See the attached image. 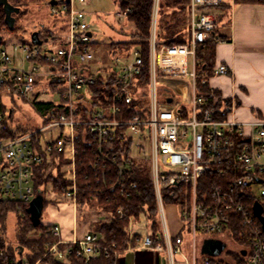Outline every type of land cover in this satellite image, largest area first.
Wrapping results in <instances>:
<instances>
[{"label":"built area","instance_id":"obj_1","mask_svg":"<svg viewBox=\"0 0 264 264\" xmlns=\"http://www.w3.org/2000/svg\"><path fill=\"white\" fill-rule=\"evenodd\" d=\"M179 1L189 13L188 42L158 47L161 0H153L149 82L145 88L139 87L145 71L141 49L114 56L112 65L95 62L92 49L97 40L87 13L79 9L89 5V0L50 5L51 14L57 20L53 28L66 25V33L40 34V45L31 40V43L0 47V103L6 108L5 111L0 109V197L30 204L37 195L44 193L36 187L35 168L50 167L55 156H65L71 185L64 191V198L71 201L76 211L81 191L77 183L80 144L96 151V168L108 167V164L115 169L113 181L107 178L112 169L107 170L108 173L104 171L103 185L108 183L110 190L130 197L135 186L127 181L126 174L131 170L132 159L126 164L119 163L110 146L120 138L125 143L132 142L135 153L149 143L151 177L162 235L153 238L147 233L142 236L133 229L135 220L131 218L129 235L135 246L130 249L167 252L170 264H175V254L184 255L185 264H264V228L254 212L257 203L264 210V119L251 123L221 120L215 108H202L206 100L197 89L203 64L198 51L212 41L216 29V16L208 10L221 7L224 0ZM132 14L133 10L127 8L120 10L117 17L127 20ZM95 64L100 66L98 70L93 69ZM229 74V67L220 64L216 65L212 77ZM111 77L114 91L108 103L95 105L91 87L100 82L107 85ZM208 81L205 78L203 85ZM44 94L56 95L59 101L42 100ZM9 98H21L33 105L35 102L53 103V109L42 117L45 127L40 131L17 132L21 127L10 123L13 110L8 112ZM53 129H58L60 134L43 141L45 131ZM7 132L11 134L3 136ZM231 158L235 163V177L231 183L215 185L200 199L198 181L207 173L225 176L230 169L226 160ZM256 186L260 188L259 196ZM179 187L185 188L189 201L170 204L179 210L181 221L180 234L172 238L164 199L167 191L173 196V190ZM246 199L254 201L252 207L246 205ZM117 213L123 216L122 210ZM236 223L245 229L242 244L234 242L230 236ZM50 226L53 235L61 237L62 227ZM226 237L236 244V251L225 250L220 256L201 254L200 248L205 241H226ZM99 240L94 229H89L81 240L60 241L48 248L46 254L64 259V253L58 250L60 244L78 245L77 256L87 261L101 255L118 254L114 245L106 246ZM188 251L190 257L186 255ZM36 264L44 263L40 260Z\"/></svg>","mask_w":264,"mask_h":264},{"label":"trees","instance_id":"obj_2","mask_svg":"<svg viewBox=\"0 0 264 264\" xmlns=\"http://www.w3.org/2000/svg\"><path fill=\"white\" fill-rule=\"evenodd\" d=\"M53 0H6V3L19 10V14H23L32 5L50 4ZM239 3H264V0H238ZM120 10L131 8L133 14L127 19L134 28L135 32L132 34L133 40L121 43L111 44V52L114 56L131 53L133 50L139 48L144 59L145 71L140 78L139 87L145 88L149 82V61H150V34H151V13L153 8V0H118ZM224 4L219 7L222 8ZM216 8V9H219ZM215 9V10H216ZM212 9L208 10L210 13ZM186 13V15H185ZM187 7L183 6L179 0H161L159 10L158 31L159 37L157 46L162 45H180L186 44L187 39L180 36L181 21L187 19ZM185 15V16H184ZM14 16V15H13ZM184 16V17H183ZM216 16V15H215ZM7 14L4 5L0 6V47L4 45V34L14 32V29L8 25ZM216 29L212 34V41L203 49H199L198 57L203 64L200 69L197 89L205 100V106L202 108H215L218 119H225L219 109L221 107L218 94L211 93L208 84L203 85V80L210 79L214 75L216 68V47L224 41L222 37L218 36L220 23L222 17L216 16ZM187 30L190 31V22H187ZM42 35L51 34L50 31L42 32ZM207 73V76L204 74ZM113 77L110 78L109 83L103 85L101 82L91 87L95 105H105L114 91ZM145 97V96H144ZM215 99L217 101H215ZM1 101V98H0ZM34 107L42 116H46L50 109H53L54 104L48 102H35ZM0 109L5 111V106L0 103ZM14 114V112H13ZM19 133H25L22 128H17ZM10 132L3 134L7 137ZM114 149V154L118 157V162L126 164L131 160V170L127 172L126 179L128 182L134 183L135 188L131 192L130 197H122L119 191L110 190L111 185H103L101 178L103 173L112 169V174L109 175L108 181L115 179V169L108 165V167L96 168V151L89 149L85 145H78L79 154L77 158V183L81 189L77 197L78 203V226L86 224L88 228L94 229L99 235V242L106 246H115L117 255L112 254L109 257L101 255L97 258H92L87 261L85 258L77 256L79 251L78 245L60 244L58 250L64 253V259L59 260L52 254H46L48 248L53 247L60 241L61 237L54 236L52 227L42 222L35 227L31 221V215L28 212L29 203L18 200H6L0 197V264H36L42 261L44 264H117L118 256L126 252L135 243L130 239L129 225L133 218L135 223L140 224L141 219L147 222L146 229L151 237L156 238L162 235V225L159 217L158 203L154 191L153 181L151 177V160L147 157L146 163L142 165L134 159V151L132 142H123L117 138L110 146ZM229 164V170L225 176H220L217 173H207L198 181V193L200 199L204 195L210 193V190L215 185H228L235 177L233 171V158L226 160ZM68 161L65 156H55L54 162L49 170L46 166L35 168L36 187L45 190L47 185H52L54 193L59 196H64V191L67 190L71 181L68 178V172L65 170ZM106 170V171H105ZM105 171V172H104ZM108 173V172H107ZM108 186V187H107ZM172 192L167 191L164 203H185L189 201V195L185 188L179 187ZM246 205L252 207L254 201L246 199ZM47 202L45 201V206ZM118 210L123 211V216H120ZM9 214H15L19 219V226L17 229L16 241L10 242L7 239L6 222ZM94 218V220L92 219ZM97 218V219H96ZM231 238L236 243H243V234L245 229L241 224L236 223L232 227ZM68 249L71 253H68Z\"/></svg>","mask_w":264,"mask_h":264},{"label":"rangeland","instance_id":"obj_3","mask_svg":"<svg viewBox=\"0 0 264 264\" xmlns=\"http://www.w3.org/2000/svg\"><path fill=\"white\" fill-rule=\"evenodd\" d=\"M58 3L64 2L67 0H55ZM89 5L85 7H79V9L84 10L87 13V20L91 25V31L93 32L97 43L93 47V52L96 56V61L99 62L100 65L107 64L112 65L115 63L114 55L111 52V44L113 43H121L132 41V34L135 32L134 26L128 22L127 20H120L117 17V13L120 12V8L118 5V0H89ZM211 11L215 12V9ZM186 15V13H185ZM184 15V16H185ZM183 16V17H184ZM189 15L187 14L186 18ZM14 32H9L4 34V45L12 46L15 43L19 42H27L31 43V35L34 32H42L50 31L66 33L67 26L59 25V27L53 28L55 22L57 20L53 17L50 10V4H42V5H32L27 9L23 14L15 13L14 16ZM187 19H183L181 21L182 27H180V36L185 39H189V32L187 30ZM61 23V21H59ZM46 35V34H45ZM50 34H48L49 36ZM47 36V35H46ZM130 60V59H128ZM98 64H95L93 69L98 70ZM213 78V77H212ZM173 79V78H171ZM211 79V78H210ZM209 79V80H210ZM178 80L179 79H173ZM187 80V79H182ZM164 96H168L167 93H164ZM55 100L59 101L58 96H51L49 94L42 95V100ZM8 112L13 110V117L10 119V123L15 127H21L25 131H40L46 125L45 120L42 116L37 112L34 105L31 103H27L23 101L21 98H9L7 102ZM60 134L58 129L47 130L43 134V141H48L51 137H56ZM144 149H136L134 153V159L144 165L146 163V159L149 156V143L144 144ZM47 173L50 171V167H47ZM66 170V169H65ZM45 199L46 206L44 208L42 222L48 225H60L61 227L67 226L68 228L72 227L73 220V212L69 208L71 201L63 197L57 196L53 189L52 185H47L45 187ZM255 191L259 196L260 188L258 186L255 187ZM73 207V206H72ZM74 208V207H73ZM78 209V208H77ZM76 213V226H78L77 214ZM75 210V209H73ZM165 214L167 219V225L170 234L173 236V233L177 231L178 225L180 224V216L179 210L173 207V205L166 204L165 205ZM94 220V218H92ZM97 219V218H96ZM179 222V223H178ZM7 239L10 242L16 241L17 238V229L19 226L18 216L15 214H9L7 222ZM147 222L145 219H142V222L137 229V233L139 232L142 236H145L147 232ZM67 228V229H68ZM89 229L86 224L80 226L76 233L79 235L85 234ZM73 230V229H72ZM93 230V229H92ZM226 243L228 245L227 251H236V244L230 242V240L226 237ZM143 250H132L129 254L125 252L121 255L120 260L123 261L126 258H141L144 256ZM175 264H185L186 261L181 254H175L174 256Z\"/></svg>","mask_w":264,"mask_h":264},{"label":"crops","instance_id":"obj_4","mask_svg":"<svg viewBox=\"0 0 264 264\" xmlns=\"http://www.w3.org/2000/svg\"><path fill=\"white\" fill-rule=\"evenodd\" d=\"M214 15L222 17L218 36L225 39L216 47V65L223 64L230 69L229 75L216 76L208 81L209 89L217 93L220 99L219 111L226 119L238 123L264 119V3L224 0V6L216 9ZM42 195L45 197V191ZM72 206L69 207L73 212L72 227H62L61 239L65 243L83 238V235L76 233L79 227L76 226V213ZM138 228L139 224L135 223L133 229L137 231ZM180 232L179 224L177 231L170 236L174 238ZM220 241L226 244L227 250L225 240ZM203 246L200 248L201 254L212 256L202 252ZM132 250L135 249L129 248L125 253L129 254ZM144 252L141 258H126L123 261L120 260L121 254L117 264H170L167 252L158 253L153 249ZM186 255L190 257V251Z\"/></svg>","mask_w":264,"mask_h":264},{"label":"water","instance_id":"obj_5","mask_svg":"<svg viewBox=\"0 0 264 264\" xmlns=\"http://www.w3.org/2000/svg\"><path fill=\"white\" fill-rule=\"evenodd\" d=\"M69 1V0H67ZM58 2L53 0L51 2V5H56ZM4 5V9L6 11L7 14V23L8 25L11 27V29H14V18L13 15L15 13L19 14V10L14 9L13 7L9 6L6 3V0H0V6ZM2 40V38L0 37V41ZM31 40L33 44H37L40 45L42 43V41L40 40L39 37V32H34L31 35ZM172 100L169 99V102H171ZM44 208H45V197L42 194L37 195L29 204V208H28V212L31 215V221L33 223V225L35 227H37L42 219L43 216V212H44ZM254 212L257 218L260 219V221L263 224V228H264V215H263V207L260 204H256L254 207ZM226 249V244L223 243L220 240H207L204 243L203 246V250L202 252L205 254H209L212 256H217L222 254V252Z\"/></svg>","mask_w":264,"mask_h":264}]
</instances>
